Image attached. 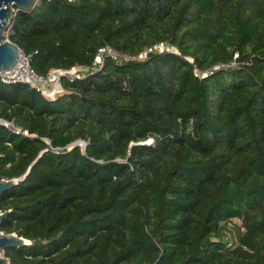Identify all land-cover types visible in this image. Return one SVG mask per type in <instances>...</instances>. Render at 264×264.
I'll list each match as a JSON object with an SVG mask.
<instances>
[{
    "label": "trees",
    "instance_id": "16d2710c",
    "mask_svg": "<svg viewBox=\"0 0 264 264\" xmlns=\"http://www.w3.org/2000/svg\"><path fill=\"white\" fill-rule=\"evenodd\" d=\"M9 25L42 76L120 55L50 98L0 80L9 264H264V0H43Z\"/></svg>",
    "mask_w": 264,
    "mask_h": 264
},
{
    "label": "built area",
    "instance_id": "2783aa9c",
    "mask_svg": "<svg viewBox=\"0 0 264 264\" xmlns=\"http://www.w3.org/2000/svg\"><path fill=\"white\" fill-rule=\"evenodd\" d=\"M9 28L11 26L8 24ZM164 47L163 45H161ZM117 59L119 53L108 46H104L97 51L95 60L91 67H74L68 70H51L46 75L37 74L30 66V58L20 51L18 60L13 69L9 72L0 73V80L7 85L25 84L45 97H53L59 92L60 83L63 78L73 82L75 80L84 79L89 75H93L100 69L105 58ZM6 126L12 131L19 133V129L15 128L12 123L0 119V126ZM27 135V132H24ZM153 141L149 139L146 144Z\"/></svg>",
    "mask_w": 264,
    "mask_h": 264
},
{
    "label": "water",
    "instance_id": "95a60500",
    "mask_svg": "<svg viewBox=\"0 0 264 264\" xmlns=\"http://www.w3.org/2000/svg\"><path fill=\"white\" fill-rule=\"evenodd\" d=\"M43 0H0V73L9 72L14 68L20 53L17 45L6 40L3 33L7 25L18 10H30ZM16 8V9H15ZM87 142L76 141L74 145H79L85 149ZM16 182L14 180H0V194L10 189ZM8 212L0 213V221ZM27 242L16 234L4 235L0 233V252L9 246H23ZM7 260L0 258V264H5Z\"/></svg>",
    "mask_w": 264,
    "mask_h": 264
},
{
    "label": "rangeland",
    "instance_id": "374dc122",
    "mask_svg": "<svg viewBox=\"0 0 264 264\" xmlns=\"http://www.w3.org/2000/svg\"><path fill=\"white\" fill-rule=\"evenodd\" d=\"M9 24H10V23H9ZM10 34H11V30H10L9 26L7 25V28H6L5 32L3 33V35H4V37H5L6 40H8V37H9ZM163 48H164V47H162V46L160 45V46L156 47L155 50L161 51V50H163ZM237 223H238V222H237ZM232 238H233V233H230V235H229V239H232ZM0 258H3V259H5V260H7V259L3 256V252H0ZM5 264H9V263H8V260L5 262Z\"/></svg>",
    "mask_w": 264,
    "mask_h": 264
}]
</instances>
